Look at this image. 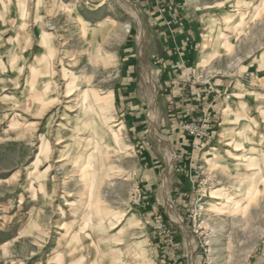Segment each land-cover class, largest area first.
<instances>
[{
  "label": "rangeland",
  "instance_id": "rangeland-1",
  "mask_svg": "<svg viewBox=\"0 0 264 264\" xmlns=\"http://www.w3.org/2000/svg\"><path fill=\"white\" fill-rule=\"evenodd\" d=\"M174 1L200 21L187 76L212 99L197 144L221 152L193 171L146 43L127 57L148 19L138 0H0V264H264V0ZM135 60L136 91L121 73ZM128 94L165 150L158 171L133 149Z\"/></svg>",
  "mask_w": 264,
  "mask_h": 264
},
{
  "label": "crops",
  "instance_id": "crops-1",
  "mask_svg": "<svg viewBox=\"0 0 264 264\" xmlns=\"http://www.w3.org/2000/svg\"><path fill=\"white\" fill-rule=\"evenodd\" d=\"M138 1L146 9L148 19L144 21L143 37L134 39L133 48H131L127 57L137 59L140 50L138 40L141 39L144 44L146 43L145 49H141V52L154 63L152 66L161 75L160 81L165 85L169 84L166 92H163L162 98H164V101L158 103V111L166 126L170 124L171 138L175 139L176 144H178L177 148L174 146L171 149L178 151L176 152L177 160H180L182 156L186 157L185 164L190 163V168L186 169L193 171L195 165L200 161L221 154L218 151L219 144L212 145V143L205 142L201 143L200 147L194 148L192 139L178 125L180 120L194 121L199 119L205 111L206 104L212 99L207 87L194 85L192 78L187 76L188 70L195 68L197 59L199 62L203 57L200 53V36L198 33L200 21L192 19L184 12V8L174 0ZM128 62V66L123 65L121 70L122 82L129 85V90L134 88L136 91L138 89L137 84H135L137 61ZM140 98L142 97H138L137 94L134 98L131 94H128L124 97L122 105L136 108L135 119H132L136 122L134 129L130 126L132 136L136 140V146L133 145V149L137 148L136 152L139 153L141 163L146 169L151 168L153 171H158L155 165L161 164L159 165L161 167L164 163L166 164L165 150L160 148L159 145L156 147L150 146L147 141L149 131L146 130L147 126L144 125L147 119L145 117L146 111H143L147 108H142L144 103ZM139 123L143 125L139 126ZM125 128L128 129V126L125 125ZM219 142L222 143V140H219ZM166 149L170 148L167 147ZM187 170L184 171V176L186 182L189 183L192 181V174H189ZM188 178L190 179L189 182ZM151 199L154 200L152 195Z\"/></svg>",
  "mask_w": 264,
  "mask_h": 264
},
{
  "label": "built area",
  "instance_id": "built-area-1",
  "mask_svg": "<svg viewBox=\"0 0 264 264\" xmlns=\"http://www.w3.org/2000/svg\"><path fill=\"white\" fill-rule=\"evenodd\" d=\"M179 126L186 132L190 137L194 140V146L198 147V140L199 138H207L210 139V134L205 128L207 125H205L204 119L200 118L197 121H193L190 123H184L181 122Z\"/></svg>",
  "mask_w": 264,
  "mask_h": 264
},
{
  "label": "bare ground",
  "instance_id": "bare-ground-1",
  "mask_svg": "<svg viewBox=\"0 0 264 264\" xmlns=\"http://www.w3.org/2000/svg\"><path fill=\"white\" fill-rule=\"evenodd\" d=\"M32 77H34V76H32ZM31 81L34 82L33 79H31ZM35 83H36V81H35ZM253 183H254V179L252 178V180L246 185L245 194L243 193L244 195L242 194V196H238L240 199V202H246V201L251 199L252 194H253ZM221 200H222V202H225L224 198H222ZM211 206H212L211 208L215 210V209H218V207H221L222 203L221 202H215Z\"/></svg>",
  "mask_w": 264,
  "mask_h": 264
}]
</instances>
